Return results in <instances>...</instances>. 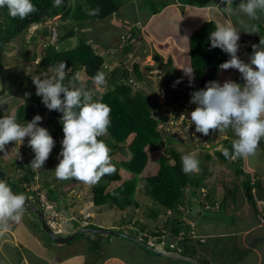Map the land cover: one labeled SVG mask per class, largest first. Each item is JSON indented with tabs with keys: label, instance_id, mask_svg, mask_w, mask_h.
I'll use <instances>...</instances> for the list:
<instances>
[{
	"label": "trees",
	"instance_id": "16d2710c",
	"mask_svg": "<svg viewBox=\"0 0 264 264\" xmlns=\"http://www.w3.org/2000/svg\"><path fill=\"white\" fill-rule=\"evenodd\" d=\"M208 1L209 0H185L182 2L188 3L187 5L191 7L200 8ZM33 3L38 11L23 20L18 17L11 18L6 8L0 9V43L2 50H9L11 47L10 43L15 41L21 33L26 31L29 25L33 23H44L47 19L58 16L61 21V26H64L63 28L67 26L71 27L65 33L61 34L59 39H63L64 41L66 38L73 37L77 34V43L75 47H62V49H58L52 44H47L45 46L41 44L36 71H46V73H49L48 75H51V70L59 63L63 62L66 64V69H69L65 84L71 80L76 72L80 71L84 72L86 80L90 83L98 71H103L105 69V58L102 54H98V52H100L99 49L93 48L83 37H79V35L82 34V30L93 28L91 22L104 19L116 13L120 3L116 0H64V3L58 8L52 6L53 0H33ZM152 3L151 0L150 2L147 0V5H149L150 10L153 11V14H156L159 12L160 8L159 6H154ZM164 5L165 3L163 2L160 7L162 8ZM93 10H98L95 15L90 14ZM216 24L214 20H205L199 27L195 28L188 37L189 63L190 67L194 68L195 79L203 75L205 67L211 65L219 66L230 59L229 55L220 48L211 47L209 34L214 30ZM257 25L260 36L262 40H264V23L261 25L260 22H257ZM84 27H86V29H84ZM135 30L136 27L132 30L129 29L128 31L130 32L127 31L125 44L122 46L124 55L131 48L133 44L132 39L140 37L138 36L139 31L135 32ZM43 34L44 36L47 35V29L44 30ZM242 44L252 53L253 49H251L248 44L245 42H242ZM125 56L118 61V65L113 66L108 72L111 78L109 77L107 86L104 87L105 89L102 90L100 87L99 94H93L94 99H101L102 102L109 105L111 108L112 123L108 133L113 139V142L109 147L111 149L110 156L112 163L116 167L115 173L105 175L101 178L99 183L92 186L93 203L97 207L110 205L118 208L119 211L138 208L140 203L135 198L139 181L138 175L143 171L147 163L148 151L158 150L164 144L165 153L157 156L158 163L156 171L150 175L144 176L142 179V193L152 198L153 206L152 204V207L149 206V208H151L149 209L148 217L154 221L153 229L144 231L142 228L139 231L136 230L128 233L138 236L140 237L139 239H143L147 242V237H158L171 231V237L173 236L174 238L176 236V239H179L178 241L186 246L185 250H183L185 253L190 252L196 254L194 251L200 245L201 247H207L208 236L197 234L196 227L190 222H187L186 219L192 220L194 212H201L206 204H213L214 206V203L221 205L222 203L228 202L230 195L234 196L237 191V180L241 184L247 200L253 204L256 215L257 208L255 196L252 193V187L257 184V181L254 182L253 185L252 178L244 174L242 167L234 165L233 172L236 174V178L234 185L226 187L230 195L227 196L225 201L221 200L220 203L219 200H210V189L205 191L199 190L200 186L204 185L202 180L199 177L191 178L188 174H185L182 170L183 166L179 159V153L172 147L168 149V138L164 139L163 136L164 134L171 135V133H166L163 128H159V124L166 120V117L163 116L162 104L154 101L149 93L144 92L142 89L134 88L137 84L136 80L140 81L143 79V72L140 70L138 62L133 63L132 72L136 79L133 81L131 71L124 64ZM28 57L35 58L37 56ZM168 64H170V60ZM170 68L171 67L167 65L165 66V64H158L157 69L154 68L157 72L156 76L158 77L161 75L159 72L162 71L161 69L167 70ZM161 77L163 79V75H161ZM158 80L160 79L158 78ZM76 82L78 81L74 83L76 84ZM160 86L161 96L168 99L169 91L166 87L165 78L160 83ZM41 107V98L34 93L26 97L24 104L17 108L15 117L20 123L31 121L37 109H41ZM168 111L172 114V109ZM3 115L10 114L4 112L0 108V116ZM61 116L62 114L60 112L54 110L49 120L54 123L59 120L58 118L61 120ZM59 126L62 129L61 122ZM232 141L231 138L224 141L225 146L230 151H232ZM219 158L223 160L229 159L226 158L223 153H219ZM16 161L17 160H15V162L11 161L10 168L14 167L16 169ZM30 163L31 161L29 159H25L21 164L17 165L19 168L16 171V175L21 173L18 180H12L11 174H5V180L10 181L9 183L11 184L12 191L14 193H23L25 196H31L33 199L35 198V200H38L39 192L44 191L47 198L56 202L53 209L59 207V209H64L66 213H68V197H65L67 192L62 193L63 188H60L64 183L53 178V185L41 182L38 189H28L29 185L34 183L35 177L38 174L37 170L31 168ZM0 170L4 171L1 169V166ZM125 174H130V177L124 178ZM242 174L244 177L242 181H240L239 175ZM187 189L189 190L188 192H186ZM51 190L57 191L56 195L53 194ZM195 205H198V207ZM154 206H156V209L153 208ZM157 209L162 210L161 218L158 217V213L156 212ZM214 210L215 209H213V211ZM207 212H209V210H207ZM31 215L29 220L32 221L33 226L36 227L41 235L47 237L46 233L41 229L40 221L36 214L32 212ZM68 216L71 218L68 219L67 222L72 226L74 233L83 228L90 218L89 215L83 212H78L77 215L76 209ZM121 217V220L127 218L124 214H122ZM256 223H258L257 220ZM19 225L22 228L18 229L16 226L17 233L21 232V229H24L23 224ZM8 226L9 224L7 223L6 227ZM91 226L92 225H87V227ZM96 227L100 226L96 225ZM191 230L193 234L190 233ZM89 236L90 237L87 238V241H89L87 250L94 255L93 257L95 259H102L106 251L100 244H106L109 239H106L104 235L100 234H92ZM76 239L77 238L74 240ZM47 242L52 243L50 240ZM139 249L151 255L142 246H140ZM243 252L244 249H237L235 254L231 256V259L240 256ZM249 254L247 253L245 257H241L239 262L235 264L242 263ZM88 257L92 258L90 255ZM170 262H172L171 259Z\"/></svg>",
	"mask_w": 264,
	"mask_h": 264
},
{
	"label": "clouds",
	"instance_id": "9594fccd",
	"mask_svg": "<svg viewBox=\"0 0 264 264\" xmlns=\"http://www.w3.org/2000/svg\"><path fill=\"white\" fill-rule=\"evenodd\" d=\"M175 1L187 5L181 0ZM210 1L200 8H205V6L209 8L208 3ZM221 1L226 5L223 8L224 14L238 16L240 20L237 24L231 22L217 23L214 30L210 32L209 39L211 47L220 48L229 55L230 59L219 66L211 65L216 67L214 81L208 82L204 89L191 92L187 96L191 95L190 103L196 105L195 109L190 112V121L191 124L195 125V131L203 135H208L210 130H216L221 133L231 131L235 137L231 145L232 151L230 153L225 149L223 155L226 158L248 157L256 153L260 141L264 139V40L260 39L259 44L252 45L253 51L247 63L241 60L237 54L240 48L238 41L241 30L247 33L259 32L258 25L251 23V21L259 20L264 15V0H240L236 7H233V0ZM63 3L64 0H53L52 6L58 8ZM3 8L7 9L11 18L18 17L21 20L38 11L33 0H0V9ZM97 11L93 10L90 14L95 15ZM244 18H247L248 22H245ZM45 22L29 25L26 31L18 37L24 33L26 34L30 28L42 26L44 30L47 29L46 36H44V30L42 29L41 34L44 36V38L40 36L42 44L44 46L50 44L46 41L47 39L53 41L52 45L56 46V40L61 35L60 32L58 35V26H56V23L42 25ZM115 22L116 20L113 22V27ZM51 26L53 29H50ZM51 30H53L52 33ZM124 36L127 37L126 34ZM69 38L72 40L68 41ZM69 38L64 41L59 39V43L63 42L66 45L64 46L65 48L75 47L77 43L76 37ZM37 39L34 36L32 43L37 44V41H35ZM57 48L62 49L59 46ZM104 67H107V65L105 64ZM229 68L238 70L244 81L243 84L232 80L234 76L224 82L221 81V78H223L222 74L225 75L224 70ZM182 69L186 76L182 74L189 79L190 84L193 80H196L193 67H184ZM161 70L163 71H159L161 75H166L167 71H169L167 69L164 73L165 69ZM68 71L66 64L61 62L51 70V75L45 74L44 78L33 77V83L36 87L35 94L41 98V105L44 104L47 109L55 110L62 114L60 122L64 135L61 140V150L58 154L59 162L54 169L56 179H75L88 186H93L99 183L105 175H111L116 172V167L112 163L110 156L111 149L105 140L101 139L108 135L112 123L111 108L102 102L101 99H93L92 93L88 90L75 86L74 82L79 81L81 78L79 72H76L71 80L65 84ZM161 75L156 77L161 79ZM164 78L166 82V77L163 76ZM93 80L95 85L102 87V90L107 86V78L102 71H98ZM3 81L5 83L4 75ZM180 82L178 79L175 83L179 84ZM5 103L6 101L0 100V105ZM41 121L42 117L39 114L35 115L31 121L24 123L18 122L13 115L0 116V152L5 153V146L11 142L20 146L25 138L28 137V146L34 152V158L30 166L33 170L43 168L55 145V141L49 131L41 126ZM181 160L182 170L185 174L199 171V160L196 154L183 155ZM20 174L17 176L11 175L12 180H18ZM9 182V180L0 179V230L5 228L9 221L19 220L24 211L32 213L34 212L32 208L46 210V207L42 206L39 201L40 193L46 196L44 191L39 192L38 200H35L31 196H25L23 193H14ZM39 185L40 183L34 181V183L29 185L28 189H38ZM210 186L211 181L209 180L208 184L200 186L199 190H209ZM92 196L91 192V198ZM47 199L53 202L54 206L56 205L55 201ZM258 200H264V198ZM258 200L255 198L256 208ZM91 201L93 202V198ZM68 204V213L64 209L55 207L57 208L54 209L57 219L62 220L68 217L70 207L74 206L69 200ZM217 208H220L217 203H214V206L213 204H206L203 210L210 211ZM126 211L128 209L121 210L127 217ZM41 213L43 218H47L50 211L46 210V212ZM84 213L89 215L87 212ZM89 219L83 227L90 225ZM130 219L126 218V220ZM67 223L63 222L59 228H65ZM133 223H136V221L131 220L127 224L134 226ZM257 226L264 228L258 223ZM91 227H96V225ZM119 229L117 228L115 231L128 233L123 231L124 229L122 228ZM71 233H74V231Z\"/></svg>",
	"mask_w": 264,
	"mask_h": 264
},
{
	"label": "rangeland",
	"instance_id": "374dc122",
	"mask_svg": "<svg viewBox=\"0 0 264 264\" xmlns=\"http://www.w3.org/2000/svg\"><path fill=\"white\" fill-rule=\"evenodd\" d=\"M116 1L120 3L119 9L117 10L116 14L114 13L112 16L107 17L103 20H96L98 22L96 21L93 22L94 23L93 28L91 29H86V27H84V29L86 30H82V34H80L79 37H83V39L87 43H89L93 48L99 49L100 52L103 51L104 54L102 55L106 59L105 64L107 65V67H104L105 69L102 72H104L106 75L107 83H108L109 77L111 78L108 72L113 67V65H118V61L122 59V57L125 55L126 56H125L124 63L126 67H128V69L132 73V80H136L134 78L135 75L132 72V64L138 62L139 68L143 72V79L140 81L136 80L138 84H136L134 88L142 89L144 92L149 93L151 95V98L154 101L158 103L160 102L161 104L163 103L164 98L161 96L162 93L160 90L161 88L160 83L162 82L163 79L161 78L160 80H158V78L156 77L155 69H157V65L162 63L163 65L165 64V66L167 65L168 67H171L170 69H168L169 71L174 69L175 72L177 73L181 72L184 74V71L182 68L190 67L188 43H187L188 37L195 30V28L199 27L201 23L205 20H214L216 23H227V22L233 23L232 21H234L235 24H237L240 20V17L238 16H231V15L224 14L223 8L226 5L223 3V1L220 2V0H211L208 3L210 6L209 8L191 7L183 3H177V1L175 0H151L154 6H157V7L159 6L160 8L159 12L156 14H153V11L150 10L149 5H147V0H116ZM148 1L150 2V0ZM181 1H185V0H181ZM163 2L165 3V5L162 6L161 8L160 5ZM239 2L240 0H233V7H236L239 4ZM219 11L221 13L219 14V17H217L216 13ZM213 15H216V16L214 17ZM117 18H119L118 20H120V22H118L117 24L115 23V26L113 27V22L117 20ZM244 21L248 22L247 18H244ZM257 22H260L262 25V23H264V15H262L259 20L251 21V23H255V24H257ZM52 23L53 24L56 23V26H58L57 28L58 35H59V32L63 34L69 28H71L68 26L63 28L64 26L63 27L61 26L60 24L61 21L58 18V16L49 18V20L46 21L45 24H42V25H46V24L50 25ZM135 27H136L135 32L139 31L138 36L140 37L137 39H132L133 44L131 48L129 49V51H127L124 55L123 49H122L123 48L122 46H124L123 44H125L124 35L127 34V31L129 29L132 30V29H135ZM42 29L44 30L42 26H39L38 28L36 27L30 28L26 32L27 35L24 33L22 36L18 37L15 41L11 43L10 49L7 51L4 50L1 55V63H2L1 74L2 76L4 75L5 77V83H4L5 87L3 88L2 81L0 80V91L3 92V93L0 92L2 93L0 95V100L6 101V103L3 105H0V108L4 112H8L10 115L15 116L17 108L24 104L25 98L36 93V87L33 83V77L44 78L45 74H49L48 72L46 73V71L45 72L36 71L37 70L36 69L37 60H38V57L40 56V51H41L40 50V45L42 44L41 39L44 38L43 34H41ZM50 29H53V27L51 26ZM52 32L53 30H51V33ZM186 33H187L186 41L181 40L180 35L183 34L182 35V39H183ZM248 34H249L248 38H241V39L250 45L251 41H253V39L251 38V35H255V33H248ZM76 35L74 37H76ZM34 36L38 38L37 40H35L37 41V44L32 43V39H34ZM40 36L42 38H40ZM56 43H57L56 47L59 46V48L66 46L63 42L59 43L58 38L56 40ZM96 44H99V45L103 44L104 48H102L101 46H95ZM105 49H107V51ZM238 51H239L238 56L240 57V59L247 63L248 62L247 59H244L245 57L243 58V56H246L245 50L239 49ZM28 56H37V57L30 58ZM169 60H170V64H168ZM79 73H80L81 78L75 84V86L82 87L88 90L90 93H92V95L93 94L98 95L100 91L99 90L100 87L95 85L94 80L93 81L91 80L92 82L89 83L86 80V77L84 76V72L80 71ZM224 74L228 78L231 75H236L240 73L236 69L229 68L227 70H224ZM225 76L223 75V78H221L222 82L226 79ZM237 81H241L242 84L244 83V81L241 78V74L239 75V78H237ZM41 106H42L41 109H37L35 115L37 114L41 115L42 121L40 122V124L42 127H45L49 131V133L52 135L55 141V145L47 161L43 165V168L37 170L38 174L35 177V182L37 183L42 182L48 185H53L54 184L53 178L56 179L54 169L59 162L58 154L61 150V140L63 139L64 134H63L62 129L59 126L60 118H58L59 120H57V122H54V123L49 120L51 113L54 110L47 109L44 104H42ZM159 126H161V124H159ZM210 131L212 132V130ZM167 132H170L171 135L164 134L163 137L164 139L168 138V143H169L168 149L172 147L179 153V159L181 163H182L181 157L183 155L191 154V153H194L197 155V158L199 160V171L195 173H189L188 175L191 178L199 177L202 180V183L204 184V186H206L209 182L208 179L211 178L210 173L212 172L209 171L211 168L208 163L201 162V160H203L204 155H205L204 149H202V147H204L205 144H203L200 141V138L201 139L208 138V135L199 137L198 135H200V133H197L195 129L190 130L188 132H181L179 130L171 129L170 131H167ZM192 132L193 134L192 136H190ZM228 132L230 133L229 138L234 140L235 137L233 133L231 131H228ZM188 134L190 138L193 139V141L185 139L186 135ZM213 134L219 135V132L216 130H213ZM102 138L105 140V142L109 146L113 142V139L111 138L109 133L106 137H102ZM27 141H28V137L25 138L23 144H21L20 146L18 144L15 145L14 142H11L5 146V149H6L5 153L0 152V166H1V169L6 171L7 174H9L8 171L10 169L11 161L15 162V160H17L16 169L14 167L11 168L12 173L15 174L19 168L17 166L18 164H21L25 159H29L30 161H32V159L34 158V152L28 146ZM213 144L214 143L211 142L209 146L206 145V147L207 146L208 147L206 148L207 150L205 151L210 152L212 150L211 147ZM164 153H165L164 144L158 150L148 151V160H147V163L143 171L138 175L139 181H138L137 191L135 193V198L139 202H142V203L140 204L138 208L136 209L134 208V210L129 209L128 211H126L127 216H130V218L133 219L134 221H137V220L139 221L137 223H133L135 224L136 227L128 224L129 228H123L127 232H134L136 230L139 231L142 228L144 231H147V230L150 231L153 229L154 221L152 222L151 219L149 220L148 217L145 216V215H148L149 209L153 206V203L151 200L152 198L142 193L143 192L142 179L144 176L150 175L156 171L155 169H157V163H158L157 156H159L160 154H164ZM246 159L247 157L245 158V160ZM212 160L216 161L215 163H217V160H214L213 158ZM236 160H230L225 163V166L229 167V169L231 170V173H233L232 172L233 166L239 164L238 163L239 160L238 161ZM250 164L253 165L251 162ZM213 165H212V169H213ZM204 169H205V172H204ZM223 170L226 171L225 169ZM212 175H215V173H212ZM218 175L221 176V174H216L215 176L218 177ZM129 177H130V174L124 175V178H129ZM42 179H45V180H42ZM58 181L64 183L63 184L64 186L62 185L60 187V188H63L62 193L67 192L65 197H68V200L72 202L73 205L76 202H78L77 204L82 203L81 198L85 196H89L88 197L90 200L89 202H92L91 201L92 186H88L82 182L76 181L75 179L58 180ZM51 191L53 194L56 195L57 191L55 190L54 191L51 190ZM188 191L189 190L187 189L186 192ZM239 198L240 196L238 197V199ZM230 200H233L232 197H230ZM239 201L240 200H237L235 203H238ZM93 204L90 205L89 207L90 210H93L96 208V206L93 208ZM108 206L97 207L101 209L104 207V209L97 210L96 208L95 213L90 212L89 215H90V219L92 220H90L89 224L92 226L95 225L96 222H94L93 219L96 218L97 220L98 218L100 219V217L104 219L103 225L105 226L110 225L111 223H113L114 220L116 221V218L120 217L119 214L121 211H119L118 208L116 207H112L110 205ZM149 206L151 207L149 208ZM156 206H154L153 208L156 209ZM195 206L198 207V205H195ZM225 207L227 206H224L221 209L224 210ZM49 208L50 207H46V210H49ZM161 211L162 210H158V209L156 210L159 218L162 217ZM78 212L84 213L85 209L84 210L77 209L76 210L77 215H78ZM208 213H210V215L213 214L212 211H209ZM31 216L32 215L29 211L27 212L24 211L20 219L16 220L18 222H16L15 227L17 226L18 228H21V226L19 225L21 224V221H26V219L30 218ZM224 216H226L224 218L227 220L225 225L224 224L220 225L219 222L216 220L209 221L210 219L204 222V224L207 225L209 232L214 231L216 233H219L221 232V230L222 231L236 230L237 228L235 224L236 222L231 219V218H234V216L230 214L227 215L226 213H224ZM33 217H34V214H33ZM199 218L198 220H196L197 222L199 221ZM46 219H49V218L47 217ZM131 219L126 220L123 218L122 222H125L127 224L131 221ZM186 220L187 222L191 223V219L187 218ZM100 222H101V219H100ZM100 222L99 224L101 225ZM255 224L257 226L256 220H255ZM244 226H245V221L241 223L240 228H243ZM102 228H106V227H102ZM119 228L121 227L119 226ZM110 229L116 230L117 228L111 227ZM196 232H198L197 228H196ZM3 235L4 233L2 234L1 237H3ZM89 235L91 234L83 233V234L76 236L75 238L77 239L74 240L75 239L74 238L73 240H71L70 243H68V245L65 247V249L70 251V253H72L73 255H76V254L78 255L79 253L80 255L78 256L80 259L85 254L92 255L90 251H87V246H89V241H87V238L90 237ZM100 235H104V237L106 239L108 238L109 241L112 240V237H113L109 234H100ZM135 237L140 238L138 236H135ZM43 239L45 240V243L49 241L46 236H43ZM160 239L162 240V238L160 237H147L148 241L146 243H158ZM116 240L120 243V245H128V246L134 247L135 250L139 251L138 257L151 256L145 253L144 251H141L139 249L140 245H138L136 242L127 241L125 239L117 238V237H116ZM141 240L144 241L143 239ZM213 241H215L213 245L212 243H210V245L213 248L216 247L215 244L219 246L217 248L218 250L214 252L216 254V258H219V257H223L226 253L228 255V251L230 253H233L235 251L234 244L238 245L239 238L231 237L230 239L229 237L227 238L220 237V238H215ZM100 245L101 247H104L106 251V253H104L103 255V258H106L107 257L106 255H117V256L122 257L124 260V257H125L124 252L121 250L123 247H121L120 250L114 251L115 249L114 247H106L105 244L103 243H101ZM121 253H123V256L121 255ZM160 257L167 258L165 256H160ZM127 258L130 260L132 258V255H128ZM213 258L215 257L213 256L210 257L211 260H214ZM94 260H97V259L93 257L91 262L95 263ZM104 260H107V259H104ZM244 262L250 263L248 256L244 259ZM34 263L41 264L43 263V261L35 258ZM179 263L185 264L181 262ZM107 264H122V261L121 259L120 261H117L115 260V257H114L112 259H109L107 261ZM186 264L188 263L186 262ZM260 264H264V259L260 262Z\"/></svg>",
	"mask_w": 264,
	"mask_h": 264
},
{
	"label": "crops",
	"instance_id": "0c3cea01",
	"mask_svg": "<svg viewBox=\"0 0 264 264\" xmlns=\"http://www.w3.org/2000/svg\"><path fill=\"white\" fill-rule=\"evenodd\" d=\"M205 8H208V6H205ZM220 13H221L220 11L216 13L217 17H219ZM216 15H213V16L215 17ZM118 22H120V20H116L115 23L117 24ZM232 22H233V24H235L234 21H232ZM92 24H94V23H92ZM182 35L183 34L180 35L181 40L186 41L187 33L184 35L183 39H182ZM248 35L249 34L247 32H244L243 30H241L240 31V39H239L238 43L240 44L239 49L245 50L246 56H243V58L245 57L244 59H247V61L249 62V56H250L251 52L249 50H247V47H245L242 44V42H245V41H243L241 39V38H248ZM251 38L253 39V41H251L250 45L247 42H245V43L248 44L251 49H253L252 45L259 44V41L262 38H261L259 32L255 33V35H251ZM70 40H72V39H68V41H70ZM95 46H101L102 48H104L103 44H101V45L96 44ZM105 50L107 51V49H105ZM98 54H104V53L102 51V52H98ZM105 54H106V52H105ZM239 75L240 74L231 75L228 78L225 75L224 76L226 77L225 80H229L234 76L232 80L237 81V78H239ZM163 76L167 77L168 75H163ZM222 77H223V74H222ZM237 82L241 83V81H237ZM192 134H193V132L190 134V136H192ZM190 136H189V134L186 135L185 139L193 141V139H191ZM198 136L203 137L204 135L202 133H200V135H198ZM229 137H230V133L228 131H225L222 133L219 132V135L218 134L214 135L213 130H212V132L209 131L208 138H203V139L200 138V141L203 144H205V146L202 147V149H204L205 155H204L203 160H201V162H205V163H208L210 165V168H211L209 170L210 172L215 173V175L221 174V176L218 175V177H216L215 175H212V173H210L211 178L209 180L211 181V188H210L209 199L212 201L219 200L221 203V200L225 201L227 196L230 195L229 191L226 190V187L234 185V181H235L234 178L236 177V174H234L233 170H232L233 173H231V170L229 169V167L225 166V163L227 161L236 160V159L239 160V161L238 160H236V161H238V163H239L238 166L242 167L244 174H247L252 178V181H253L252 184L254 185V182L257 181V184H255L254 187H252V193L255 196V198L257 200L264 198V139H262L260 141L256 153L252 156H248L246 160H245L246 157H234V158H229L227 160H223V159L219 158V153L220 154L223 153L225 151V149H227L231 153V151L225 146V143H224L225 140L230 139ZM211 142L214 143L211 147L212 150L210 152H206L205 150H207L206 148L209 146V144ZM206 145H208V146L206 147ZM212 158L214 160H217V163H215L216 161H213ZM250 162L253 165H251ZM213 164H215V165H213ZM212 165H213V169H212ZM223 169H225L226 171H224ZM8 172L11 175L17 176L16 173L15 174L12 173L11 168L9 169ZM3 173H4V175L7 174L6 171H3ZM242 175H239L240 181L244 177V175L243 176ZM42 180H44V179H42ZM237 183L238 184L235 183L236 187H237V189H236L237 191H236L235 195L234 196L230 195V197H232L233 200H230V198H229L228 202H226L224 204L222 203L220 205V208H217L214 211L211 210V211H213V214L210 215V213H208L207 211H204V210H202L201 212L200 211L194 212L192 220H191V224H193L197 228V231H198L197 234L203 235V236H208L207 237V241H208L207 245L208 246L207 247H205V246L201 247V245H200L194 251V253H196V254H192L190 252H186V254L193 255L197 258H201V259H205V260L208 259L209 263H211V264H229L230 262H232L235 259V258L231 259V256L235 254L237 249H244L245 250L248 247V244L250 241L257 238L259 235L264 234V228L256 226V224H255V208H254L253 204L247 200L246 195L244 193V190H243V188H242V186L238 180H237ZM51 187H53V186H51ZM239 196H240V198L238 199ZM88 197L89 196H85V197L81 198L82 203L77 204L78 202H76L74 204V206L70 207L69 215L76 208L79 210L85 209V212H87V213H90V212L95 213V211H96L95 209L97 208V206L95 209H93L95 207V205L92 202H89L90 200ZM237 200H240V201L238 203H235ZM139 203L141 204L142 202H139ZM92 204H93V208H92L93 210H90L89 207ZM224 206H227V207H225V209L222 210L221 208H223ZM104 207L102 209L97 208V210H103ZM45 212H46V210H45ZM205 212H207V213H205ZM121 213L123 214V212H120V214H119L120 217L116 218V221L113 219L114 220L113 223H111L110 225H107V226L103 225L104 219L101 217H100L101 222H100L99 218L97 220H96V218H94L93 221L96 222L95 225H98L101 227H106V228L116 227L119 229V226H120L122 229L127 228L128 224H126L125 222H122V220H121L122 219ZM224 213H226L227 215L230 214V215L234 216V218H231V219L236 222L235 223L236 227H237L236 230H233V231H222L221 230V232H219V233H216L214 231L209 232L207 225L204 224V222L206 220L210 219L209 221L216 220L219 222L220 225H223V224L225 225L227 220L224 218V217H226V216H224ZM236 215H237V217H236ZM145 216L148 217V215H145ZM208 216H210V217H208ZM127 218H130V216H127ZM198 218H199V221L197 222L196 220H198ZM148 219L150 220L151 218L148 217ZM89 220H92V219H89ZM131 220H133V219H131ZM244 221H245V226L243 228H240L241 223ZM16 222H18V221H9L8 222L9 226L0 230V264H38V263H34L35 258L42 260L43 263H41V264H103V263L107 264V261L109 259L114 258V257H115V260H117V261H120V259H121L122 264H180L179 262L186 264V262H183V261L172 260V262H170L169 258H164V257H160L158 255L152 254L148 250L147 251L149 253H151L152 256L138 257L139 251L135 250V248L132 246L120 245V243L116 240V237H114V236L112 237V240H110V241L107 240L105 246L106 247H114L115 248L114 251L120 250L121 247H123L121 250L124 252V256H125L124 260L122 257L117 256V255H106L109 258H107V257L103 258L102 257V259L94 260L95 263H92L91 260L93 258V255L85 254L80 259L78 256V255H80L79 253H78V255L77 254L73 255L72 253H70V251L65 249V247L68 245V243L57 244V243L52 242L49 238L48 239L52 243H48V242L45 243V240L43 239V235H41V234L39 235L36 227L33 226L32 221H30L29 218H27L26 221H21L22 222L21 224L24 225V229H21V232H18V233L16 231L17 228L15 227ZM99 222L101 223V225L99 224ZM153 225H154V222H153ZM18 229H20V228H18ZM60 229L63 231V234H68V233H71L74 231V230H72V226L69 223H67V226L65 228L62 227ZM123 231H125V229ZM3 233H4V235H3V237H1ZM158 237L162 238V240L160 239L158 243H148V244L154 246V245H157V244L163 242L166 244L167 247H169L171 249H177L179 252L185 253V251H183L185 249H183V248H185L186 246L184 247V245L178 241L179 239H176V236L174 238H173V236L171 237V231L166 232L164 235H161ZM220 237H226V238L229 237L230 239H231V237H238L239 242H238V245L233 243L235 245V251L233 253H230L228 251V255L226 253L223 257L216 258V254L214 252L218 250L217 248L219 246L217 244H215L216 247L213 248V247H211L210 243H212V245H213V243L215 242L213 240L215 238H220ZM127 241H130V240H127ZM167 241H169V242H167ZM182 245H183V247H182ZM192 252H193V250H192ZM250 252H248V254L250 253L248 256L250 263H245L244 261L242 263L243 264H255V263L260 264V262L264 259V238L259 240L258 243L255 245V247H253L250 250ZM89 255L92 258H89L88 257ZM121 255L123 256V253H121ZM128 255H132V258L130 260L127 258ZM40 256H41V258H40ZM211 256L215 257V258H213L214 260L210 259ZM245 256L246 255H244L243 257H245ZM104 259H107V260H104ZM98 261H99V263H98ZM242 263H240V264H242Z\"/></svg>",
	"mask_w": 264,
	"mask_h": 264
},
{
	"label": "water",
	"instance_id": "95a60500",
	"mask_svg": "<svg viewBox=\"0 0 264 264\" xmlns=\"http://www.w3.org/2000/svg\"><path fill=\"white\" fill-rule=\"evenodd\" d=\"M1 53H2V49H1V43H0V80L2 81V85L4 88L3 76L1 74ZM215 72H216L215 66L205 67L203 70V75L200 78L193 80L191 84L189 83V79L185 77L181 72L180 73L175 72L171 75L169 74L166 77L165 83L169 91L170 102L176 103L179 100L187 97L191 92L204 89L208 82L214 81ZM178 79L181 81L179 84L175 83ZM0 179H5L4 173L1 170H0ZM32 210L34 211L38 220L40 221L41 229L47 234L48 238L52 242L57 243V244H66L70 242L71 240H73L74 237L78 236L79 234H83V233H90L93 235L109 234L115 237H120L126 240L136 242L137 244H139L140 246H142L143 248H145L152 254H155L158 256H165L174 261H183V262H187L188 264H211L209 263V261L205 259L197 258L193 255L179 252L177 249H171L167 247L166 244L163 242L153 246L126 232L115 231L113 229H107V228H101V227H83L75 233H71L68 235H61V234L56 233L49 227V225L45 222V219L43 218L42 213L38 209L32 208ZM263 238H264V234H261L257 238L250 241L248 244V247L244 250V252L239 257H236L229 264H235L236 262H238L241 257H243L248 252H250V250L253 247H255V245L258 243V241Z\"/></svg>",
	"mask_w": 264,
	"mask_h": 264
},
{
	"label": "built area",
	"instance_id": "2783aa9c",
	"mask_svg": "<svg viewBox=\"0 0 264 264\" xmlns=\"http://www.w3.org/2000/svg\"><path fill=\"white\" fill-rule=\"evenodd\" d=\"M191 95L185 99H181L176 103H171L165 98L163 99V116L166 120L162 121L159 128H163L165 132L172 130H179L181 132H188L195 129V125L191 124L190 112L195 109L196 105L190 103ZM172 109V114L168 111ZM39 201L42 206L50 207L52 209L54 203L51 202L43 194H39ZM257 222L260 226H264V200L257 201ZM50 224H54L56 220V213L51 211L48 215ZM193 234V231H190Z\"/></svg>",
	"mask_w": 264,
	"mask_h": 264
},
{
	"label": "bare ground",
	"instance_id": "6f19581e",
	"mask_svg": "<svg viewBox=\"0 0 264 264\" xmlns=\"http://www.w3.org/2000/svg\"><path fill=\"white\" fill-rule=\"evenodd\" d=\"M50 44H53V41H51V40H47ZM1 95V94H0ZM166 99V98H165ZM166 100H168V101H170L169 100V98L168 99H166ZM4 177H6L5 175H4ZM206 181V180H205ZM35 199V198H34ZM40 212H43V211H45V209H40L39 210ZM49 211L51 212V211H54V212H56L54 209H49ZM71 217H66V218H64V219H62V220H60V219H57L56 218V220H55V223L54 224H50V222H49V219H46V218H44L45 219V222L49 225V227L53 230V231H55L56 233H61V235H68V234H63V231L59 228L62 224H63V222H67L68 221V219H70ZM257 219V215H255V220Z\"/></svg>",
	"mask_w": 264,
	"mask_h": 264
},
{
	"label": "flooded vegetation",
	"instance_id": "af4514ba",
	"mask_svg": "<svg viewBox=\"0 0 264 264\" xmlns=\"http://www.w3.org/2000/svg\"><path fill=\"white\" fill-rule=\"evenodd\" d=\"M166 71H167V70H165L164 73H165ZM169 73H170V75L173 74V73H174V70L167 71V74H166V75H169ZM217 81H218V80H217Z\"/></svg>",
	"mask_w": 264,
	"mask_h": 264
}]
</instances>
